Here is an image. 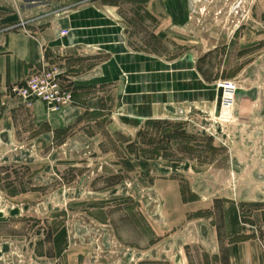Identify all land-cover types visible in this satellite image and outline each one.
Wrapping results in <instances>:
<instances>
[{
	"label": "crops",
	"instance_id": "obj_1",
	"mask_svg": "<svg viewBox=\"0 0 264 264\" xmlns=\"http://www.w3.org/2000/svg\"><path fill=\"white\" fill-rule=\"evenodd\" d=\"M234 2L0 0V184L20 207L10 210L8 218L0 215L2 227L9 228L0 232V264H21L8 256L14 239L22 245L19 254L33 259V264H79L80 255L83 264H90L86 256L95 249L93 231L78 224L110 222L111 217L92 213L104 209L94 202L102 199L88 197L89 206L81 207L80 197L47 198V191L85 188L95 196L93 192L123 186L107 183L108 177L150 172L151 166L140 157L120 154L117 136H130L124 143L130 144L144 121L171 118L177 107L201 94L202 75L187 66L189 34L219 30L223 24L219 18L225 17L232 19L226 27L232 24L233 30H258L250 18L235 21L233 11L249 10L256 18L264 17V0H243L238 8H233ZM256 24L264 27V22ZM62 30L68 34L62 36ZM155 40L177 46L178 55L173 59L157 55ZM205 52L201 57L215 54L213 48ZM198 54L191 53L192 61L199 60ZM52 63L66 71L72 104L55 113L40 101L27 108L10 87ZM70 174L92 180L87 184L64 177ZM179 204L183 208L189 203ZM33 205L38 211L21 218V207ZM80 207L83 214L76 212ZM28 219L36 224L33 235L12 231L14 224H27ZM163 222L172 224L166 217ZM210 226L200 237L215 246L199 253L200 264H212L208 261L212 258L214 264H264L262 234L238 229L242 236L236 239L233 222L216 219ZM107 234L122 239L115 232ZM162 235L175 239L176 232L167 229Z\"/></svg>",
	"mask_w": 264,
	"mask_h": 264
},
{
	"label": "rangeland",
	"instance_id": "obj_2",
	"mask_svg": "<svg viewBox=\"0 0 264 264\" xmlns=\"http://www.w3.org/2000/svg\"><path fill=\"white\" fill-rule=\"evenodd\" d=\"M238 11H233L235 21L250 18L258 30H233L232 24L226 27L232 19L225 17L219 18L223 23L219 30L189 34L187 66L202 75L198 79L201 96L177 107L171 118L144 121L130 144H124L130 136H117L120 154L140 157L151 166L150 172L139 177H108L107 183L121 182L123 186L93 192L95 196L85 188L47 191V198L80 197L81 207H88L93 198L102 199L94 202L104 209L92 213L111 217L110 222L78 224L93 231L95 249L86 256L90 264H200L199 253L215 246L200 234L211 229L210 223L216 219L233 222L236 239L242 236L238 229L264 236V27L256 24L263 23L264 17ZM210 48L215 54L201 57ZM193 51L199 52L196 62L190 57ZM155 53L173 59L178 48L155 40ZM227 82L235 86L230 106L225 104L230 97L225 102L222 97ZM64 177L87 184L92 180L88 175ZM7 193L10 191L2 190L0 184V215L8 218L10 210L20 207ZM181 201L189 204L181 208ZM81 207L76 212L83 214ZM21 209V218L38 211L34 205ZM164 217L171 220V226L163 222ZM29 219L27 224H14L12 231L33 235L36 224ZM8 229L0 224V232ZM167 229L176 232L175 239L162 235ZM109 232L122 239L112 238ZM16 241L20 240L14 239L12 256H8L21 264H33V259L19 254L17 248L22 245ZM153 244L155 249H151ZM79 259L83 264L81 255ZM208 261L214 264L216 260Z\"/></svg>",
	"mask_w": 264,
	"mask_h": 264
},
{
	"label": "built area",
	"instance_id": "obj_3",
	"mask_svg": "<svg viewBox=\"0 0 264 264\" xmlns=\"http://www.w3.org/2000/svg\"><path fill=\"white\" fill-rule=\"evenodd\" d=\"M201 1L197 0V2ZM242 2L243 0H235L233 8H238ZM20 23L24 27L23 21ZM60 34L66 36L68 30H62ZM65 78L64 68L58 63H52L42 67L23 82L12 85L10 92L27 108L31 107L34 102L40 101L46 105L48 112H61L73 102L72 91L67 87ZM234 90L235 86L231 82L224 85L223 101L225 102L226 97H230V103H225L226 106H230Z\"/></svg>",
	"mask_w": 264,
	"mask_h": 264
}]
</instances>
